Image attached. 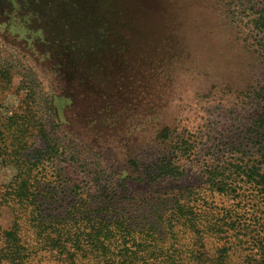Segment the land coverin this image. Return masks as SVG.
Segmentation results:
<instances>
[{"label": "rangeland", "instance_id": "374dc122", "mask_svg": "<svg viewBox=\"0 0 264 264\" xmlns=\"http://www.w3.org/2000/svg\"><path fill=\"white\" fill-rule=\"evenodd\" d=\"M262 11L264 0H0V71L12 74L0 76V125L24 99L32 120L24 143L11 137L18 155L0 157V236L18 231L27 264H59L43 230L98 180L126 183L146 216L190 192L238 205L210 191L207 172L226 160L264 169ZM26 180L28 210L8 188ZM238 210L253 226L251 206ZM242 228L241 240L257 236Z\"/></svg>", "mask_w": 264, "mask_h": 264}, {"label": "trees", "instance_id": "16d2710c", "mask_svg": "<svg viewBox=\"0 0 264 264\" xmlns=\"http://www.w3.org/2000/svg\"><path fill=\"white\" fill-rule=\"evenodd\" d=\"M255 27L264 31V11L255 20ZM0 76L12 78L5 70L0 71ZM24 77L20 90L29 91ZM29 102L24 99L22 114L0 125L4 130L0 136L6 132L10 141L8 148L0 146V157L17 156L19 143H24L20 136L31 131ZM11 137L19 143L11 141ZM172 172H162L161 177H169ZM207 173L213 194L239 204L220 208L214 200L190 192L188 197L160 198L159 209L151 218L135 210L134 203L122 196L121 188L127 191L126 183L109 181L103 185L98 180L96 195L87 192L68 217L46 226L43 246L56 255L59 264H264V169L251 167L246 160H226ZM8 188L24 209L34 205L35 196L28 180L13 182ZM244 203L251 206L254 227L243 225L244 216L238 207L242 208ZM241 227L257 236L249 242L241 240ZM2 235L5 250L0 255L1 264H27L30 255L18 231ZM186 239L189 244L181 245ZM248 243L245 249L243 245ZM213 244L214 254L208 249ZM247 250L248 254L243 256ZM237 255L235 262L233 257Z\"/></svg>", "mask_w": 264, "mask_h": 264}]
</instances>
